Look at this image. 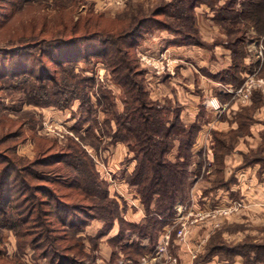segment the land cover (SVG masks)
Wrapping results in <instances>:
<instances>
[{
	"label": "trees",
	"instance_id": "trees-1",
	"mask_svg": "<svg viewBox=\"0 0 264 264\" xmlns=\"http://www.w3.org/2000/svg\"><path fill=\"white\" fill-rule=\"evenodd\" d=\"M203 3L215 12L213 20L224 30L226 39L223 43L232 53V65L222 73V79L234 85L241 84L238 72L245 68L248 43L264 42V0H228L219 7L211 0H172L164 2L151 14L140 15L138 11L111 18L98 12V21L94 25L86 23L82 35H60L35 41V37H25L27 32L17 28L13 32L15 36L9 38V41L17 39L12 47H0V72L4 71L5 62H10L11 67L19 64L16 69H6L0 75L4 82L11 77L22 80L24 90L31 84L26 93L30 97L44 98L41 103L44 106L62 110L71 106L75 99L80 100L78 112L73 114L74 117L79 115V119L72 129L81 142L72 137H67L64 142L57 137H38V151L33 160L16 154L17 142L8 147L9 153L14 152L15 157L9 153L3 155L0 201H7L0 205V227L15 230L21 251L30 247L35 256L46 259L47 264H95L99 238L110 232L117 222L119 232L112 243L122 246L127 260H134L154 249L158 230L171 223L176 205L188 197L193 184L192 180L189 181L192 174L189 168L195 161L193 146L200 125L198 122L185 123L180 106L152 99L146 86L147 70L139 65L137 47L157 30L170 32L174 36L172 44L205 45L196 12ZM237 5L241 8L238 9ZM3 16L0 13V28L6 21L1 22L2 18L6 19ZM80 18L75 22V33L80 29ZM46 41L50 42V47L59 49L60 61L56 66L74 68L78 62L98 58L107 64L114 79L122 85L126 94L125 108L114 113L115 128L112 121L106 120V123L113 129L110 134L112 142L126 143L136 160L126 182L136 188L144 206L145 216L140 222L125 219L121 199L110 195L109 184L101 177L93 156L83 145L85 124L89 122L88 129L95 132L100 122L97 107L100 103L95 106L91 93L85 90L89 79L76 74L73 77L78 81L70 85L61 81L58 73L47 79L33 77L34 65L31 66L28 60L34 62V48ZM68 47L74 48V52L67 55ZM18 85L11 79V91L20 90ZM86 109L92 117L84 116ZM245 121L250 124L252 119L248 117ZM23 124L3 135L0 145L21 135ZM215 139L213 166L219 181L218 184L215 182V187H226L222 174L226 167L225 157L232 147L221 134L215 133ZM176 145L173 160L169 155ZM254 164L264 170V144L251 155L245 154L242 166ZM9 180H12L10 189H4ZM94 219L101 220L103 226L96 237H88L91 245L88 248L81 233ZM127 230L136 232L141 239L148 238L149 242L145 246L142 242L122 243ZM241 253L243 264H264V243L254 244Z\"/></svg>",
	"mask_w": 264,
	"mask_h": 264
},
{
	"label": "rangeland",
	"instance_id": "rangeland-1",
	"mask_svg": "<svg viewBox=\"0 0 264 264\" xmlns=\"http://www.w3.org/2000/svg\"><path fill=\"white\" fill-rule=\"evenodd\" d=\"M171 1L172 0H28V2L25 3L26 1L24 0H0V13L4 15L3 17H6V19H1V22L4 20L6 21H4L3 27L0 28V47H7L14 44L13 42L17 39L15 41H9V38L11 35L15 36L13 32L16 31L17 28H19L21 32H27L25 37L30 39L35 37L33 39H36L35 41H43V38H45V40L53 39L60 35L79 36L85 32L84 29L87 27L88 22L94 25L96 21H98V12L105 13V15L110 18L123 15V13H137L138 11L140 15L151 14L152 10L158 9L164 2L169 3ZM227 1L228 0H211L217 7L224 5ZM237 8H241L240 5H237ZM214 14L215 12L213 11V13L210 12L207 14L205 18L204 16L200 18L203 20L201 26L202 29L204 28L206 34L209 33L208 24L211 23L212 25H216L210 19ZM79 18L81 24L80 29L75 33L73 31L75 28L74 25ZM88 19L92 22L88 21ZM91 29L93 28L91 27ZM54 44L55 43H53V45ZM150 49L152 51L155 50L154 46H150ZM137 51L139 65L142 68H146L147 73L154 72V70H156L157 73H165V70H168V68L166 67V69L163 70L161 66H163V64H169L171 66L169 55H166L167 59H163L165 52L159 54V56L147 57L146 55L143 56L139 50ZM73 52L74 48H67V55ZM26 55L27 54H25V56ZM58 56H60L59 49L57 47H50L49 41H46L42 45L38 44L33 50L34 62L32 59L28 60L31 66L32 63L34 65L31 70L35 73L33 77L47 79L58 73L60 74L59 76H61L60 80H65L70 85L78 81L74 80L73 77L76 74L78 77L89 79L85 86V90L91 93L95 106H97V103L101 105L97 106L100 110L98 114L100 122L95 132L88 129L90 125L89 122L85 124L82 129L83 145L88 150L89 154L93 156L96 168L101 177L109 184L110 195L121 199L120 203L124 209V214L129 207L131 210L137 211V208L132 205L131 201L137 198L140 199L138 193L135 190H129L127 198L125 199L119 195L115 185L111 183V179H115L117 184H119L123 178L126 180L127 176L130 174L126 169L132 168V161L135 163L134 167L136 165L133 153H130L126 143L112 142L110 134L113 133V129L106 123V120L109 122L112 121V124L115 123L113 122L114 113L122 112L125 108L124 101L126 94L122 85L114 79L107 64L98 58H94L88 62H78L74 65V68L71 66H64V69H62L56 66V62L60 61ZM133 56H135L134 53ZM149 58L151 60L150 62H148ZM180 63L181 64L178 65H185V61ZM11 65L10 62H5L3 65V68L5 66L4 71L9 68H13L11 70H14L19 64L12 67ZM4 71L0 72V75L3 74ZM145 77L146 86L151 94L154 92L155 86L153 85L152 87L148 84V77L146 75ZM66 78L69 80H66ZM11 79L19 83L18 86L21 88L20 90L11 91L12 89L9 87ZM11 79L6 82L0 79V139L6 133L15 131L21 124H24L20 128L23 130L21 135L11 139L9 138L0 145V151L2 153V156H0V172L3 167V155L10 152L8 147H11L15 142L18 143L16 154L18 156L28 157L31 160L34 159L35 153L38 151V137H57L60 140L62 139L63 142L67 137H72L81 142L76 132L72 129L79 119V115L76 117L73 116L74 113L78 112L80 106L79 99H75L71 106L62 110L55 106H44L41 104L44 98L39 96L30 97L26 93L28 86L30 91L31 84L24 90L22 88L24 87L22 86L24 81L15 80L13 77H11ZM46 81L48 82V80ZM35 83L39 82L35 81ZM158 88L157 91H159L160 94L161 91L158 90ZM161 96H158V101L162 103L169 102L164 100L165 96ZM86 110L84 116L92 117L89 110ZM113 125L115 128V124ZM86 142L92 143L95 147ZM39 143H41V141H39ZM231 147L233 150V144H231ZM126 151H128L131 156H128ZM253 151L254 150H252V152ZM176 152L177 145L174 147L169 157L175 160ZM252 152H248L246 155H251ZM16 154H14V152L9 153L12 158L15 157ZM202 158L203 155L196 156L194 160L197 162H193L189 168L192 172L189 181L192 180L193 184L188 193V197L183 202H179L176 205L174 217L171 219L173 223L172 226L168 227L169 230L167 232L164 231L163 228L167 227L168 224L160 228L157 233L155 248L145 252L134 260L129 258L128 260L129 262L131 260V264H243L244 257L241 251L253 247L254 244L264 243V188L259 187V189H254L255 192L251 187H257V184L245 186V191L242 188H238L234 193H227L230 196L229 201L219 204V201L223 200L221 196H223L225 192L220 189L225 188L215 187V182L217 184L219 183L217 175L214 177L208 174L205 175L206 172L205 170L203 171L202 168ZM211 168H213V171H216L214 167H210V170ZM208 170L207 168L206 171ZM247 175V177H243L245 178V185H248L250 181V174ZM222 177L224 179L223 182H225V172L222 174ZM229 179L231 178L227 180ZM238 179H241V175H239ZM210 180L212 183L211 186H208ZM202 181L207 184H205L204 187L202 186L201 191H196L195 184ZM11 185L12 180H9L5 183L4 189H10ZM208 188H210L212 192H206ZM9 195H7V199H9ZM6 201L7 200L0 201V205H5ZM206 201H209L211 208L206 207ZM194 205H197L198 208H193ZM142 209L145 213L144 206H142ZM208 211H210L209 217L204 216L205 218H203L202 215H205ZM184 221L188 223V230L185 235L181 236L178 233L180 229H182ZM145 239H141L136 232L127 230L125 232V237L122 238V243L133 244L134 242H149L148 239L147 241H145ZM165 242L167 245H165ZM116 246L119 250L118 254H114V260L125 259L123 262L127 263L128 260L125 252L122 250V246L119 243H117ZM116 246H114V249ZM159 247H163V250H161V248L159 249ZM0 250V264H19L18 262H20V264H47L46 259H40L35 256L32 248L26 247L21 251L19 249V241L15 230L7 227H0Z\"/></svg>",
	"mask_w": 264,
	"mask_h": 264
},
{
	"label": "crops",
	"instance_id": "crops-1",
	"mask_svg": "<svg viewBox=\"0 0 264 264\" xmlns=\"http://www.w3.org/2000/svg\"><path fill=\"white\" fill-rule=\"evenodd\" d=\"M196 12L200 35L205 45L172 44L171 41L174 36L170 32L157 30L138 45L137 49L143 56L146 55L147 57L159 56V54L164 52L163 59H167L166 55L170 56L171 66L168 70H165L166 67L163 69L166 71L165 73H157L156 70L151 73L146 72L148 84L156 87H154L155 93H151L150 96L156 100H158L159 95L165 96L164 100L181 107V118L185 123H199L200 130L197 134L193 151L194 157L203 155L202 168L206 172L205 175L208 174L211 177L217 175L213 168L210 170V167H214L215 133L223 135L228 143L233 144V150L225 157L226 167L224 172L226 178L223 186L227 187L220 189L225 191L223 196H221L223 200L219 201V204H221L229 201L230 196L227 193H234L238 188H242L245 191V186L254 184H257V187H251L253 190L259 189V187L264 188V170H260V165L242 166L244 155L252 152V150L257 151L264 144V85H255L248 100H243L235 94V90L242 87L247 81L254 80L256 82L259 78H264V42L261 40L248 43L247 54L244 58L245 68L238 72L242 83L236 85L228 83L222 79V73L232 65L233 57L231 50L223 43L226 39V34L214 22L213 15L210 19L216 25L211 23L207 25L208 34L204 32V28L202 29L201 23L203 20L200 18L203 16L205 18L210 12L213 13L207 4L198 6ZM251 31L254 32L253 30ZM150 46H154L155 50L152 51ZM182 61H185V65H178ZM157 88L161 91L160 94ZM248 117L252 119L250 124L245 121ZM126 154L131 156L128 151H126ZM134 164V161H132V168L126 169L129 173L134 169ZM207 168L209 169L208 171H206ZM247 174H250V181L248 185H245V178L243 177H247ZM239 175H241V179H238ZM228 178L231 179L227 180ZM204 181L195 184L196 191H201L202 186L204 187L207 184ZM111 183L115 185L119 195L125 199L129 190L136 191V188L131 187L125 178L119 184H117L115 179H111ZM211 183L210 180L208 186H211ZM208 191L212 192L210 188L206 192ZM140 202L139 198L131 201L138 212L131 210L130 207L127 208L128 210L124 214L126 220L140 222L144 218L145 213ZM206 207L211 208L209 201H206ZM193 208L198 207L194 205ZM209 213L210 211L202 215L203 218L209 217ZM172 224L171 222L163 230L167 232L169 230L168 227L172 226ZM102 226L103 222L101 220L94 219L81 233L85 237L84 241L88 248L91 247L88 237H96ZM118 232L119 223L117 222L110 232L99 238L95 264L126 263L123 262L125 259L114 260V254H118L119 248L113 245L112 241ZM147 243L144 242L142 245L145 246ZM114 246H116L115 249ZM129 263L128 260L126 264Z\"/></svg>",
	"mask_w": 264,
	"mask_h": 264
},
{
	"label": "built area",
	"instance_id": "built-area-1",
	"mask_svg": "<svg viewBox=\"0 0 264 264\" xmlns=\"http://www.w3.org/2000/svg\"><path fill=\"white\" fill-rule=\"evenodd\" d=\"M150 61L151 60L149 58L148 62H150ZM169 66H170L169 64H163V66H161V68L164 69L165 67H167L168 69H170ZM255 85L263 86L264 85V78H259L258 80H256V82L254 80L247 81L242 87L235 90V94L243 100H248L251 96L252 88ZM180 219L183 220L182 218H180ZM184 220H185V217H184ZM187 226H188V223L184 221L182 229H180L178 234L181 236L185 235L186 231L188 230ZM165 245H167L166 242H165ZM160 248L161 247H159V249ZM162 248H161V250H163Z\"/></svg>",
	"mask_w": 264,
	"mask_h": 264
}]
</instances>
